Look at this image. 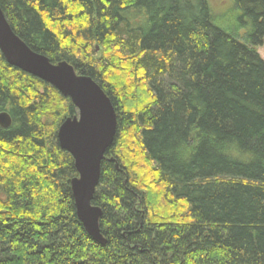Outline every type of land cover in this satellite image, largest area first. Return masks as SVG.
I'll list each match as a JSON object with an SVG mask.
<instances>
[{
  "label": "trees",
  "instance_id": "16d2710c",
  "mask_svg": "<svg viewBox=\"0 0 264 264\" xmlns=\"http://www.w3.org/2000/svg\"><path fill=\"white\" fill-rule=\"evenodd\" d=\"M223 2L219 15L211 0H0L31 51L92 79L116 115L92 201L101 246L76 217L77 174L57 144L63 97L0 54L12 121L0 127V264H264V0ZM111 40L134 60L91 61ZM128 73L137 98L110 85ZM131 149L151 198L120 163Z\"/></svg>",
  "mask_w": 264,
  "mask_h": 264
},
{
  "label": "water",
  "instance_id": "95a60500",
  "mask_svg": "<svg viewBox=\"0 0 264 264\" xmlns=\"http://www.w3.org/2000/svg\"><path fill=\"white\" fill-rule=\"evenodd\" d=\"M0 54L8 66L51 86L76 110L75 116L62 121L56 140L59 148L72 158L77 174L69 182L76 217L87 235L104 246L99 230L102 211L92 201L101 162L116 133V115L110 100L92 79L77 75L67 63L51 64L31 51L12 32L1 9ZM11 124L9 114L0 113V127L8 129Z\"/></svg>",
  "mask_w": 264,
  "mask_h": 264
},
{
  "label": "rangeland",
  "instance_id": "374dc122",
  "mask_svg": "<svg viewBox=\"0 0 264 264\" xmlns=\"http://www.w3.org/2000/svg\"><path fill=\"white\" fill-rule=\"evenodd\" d=\"M223 1H225V0H211L212 9L214 10L215 13H217L219 15H221L222 12H223L222 6L226 5V2L224 3ZM226 15H229V14H226ZM120 49L121 48L118 46V44L116 42H114L113 40L108 41L106 44H104L102 46H97L96 44H94L91 47L92 52H90L91 53L90 60L94 61V62H98V61L103 62L108 57H113V58L116 57L117 59H120V60H128V62L134 60L133 58H130V57L128 58L126 54H123V52L120 51ZM256 52L259 55V57L263 60L264 59V38H263L262 45L260 47L256 48ZM128 75L126 74V81L121 79L120 77H118L119 75L118 76L116 75L117 76L115 78L116 83L114 81V82H111L110 85H112L113 87L116 86L120 90L122 95H126L125 92H128V88L130 87V90H132V93L134 92V94H133L134 97L137 98V96L139 97L140 94H139L138 89L134 88V84L133 83H138L139 80L136 79V82H134L130 78L131 73H128ZM139 83H140V81H139ZM118 84L122 85V87L120 85H118ZM55 97H56L57 100H54L55 103L53 105H51V112L53 111L54 106H56L60 111L64 112L63 116H61L60 118H62V119L70 118V116H65V114H66L65 111H67L68 106L70 105V102L68 104V101H66L65 98H60V97H58L56 95H55ZM132 100L135 101V99H132ZM46 112L50 114V110H46ZM51 121H52V118H49V123ZM119 153H120V156H121L120 159H119L121 165L124 166L128 170L129 173H134L135 175H139V180H138L139 183H140V181L142 183H145V181H147L149 178H151L149 174H142V171H143L142 168H144V166L139 164V161H140L139 158L133 156V154L137 153L134 149H131V155H127V154L123 155V153H121V152H119ZM119 153H116V154L114 153L113 156L114 155L117 156V155H119ZM143 185H145V184H143ZM140 186H141L140 190L142 191V195L145 196V194H146V196H148V194H149V198H151V192L148 193V190L144 186H142V184ZM154 193L155 192L153 191L152 192V196L154 195ZM152 198H154L153 200L155 202L154 203L155 204L154 208L159 211V212H156V214L159 215L158 217H160V218L161 217H169V214L172 213L171 208L170 209H168L169 207L166 208V204L161 199V197H158V196L155 195V197H152Z\"/></svg>",
  "mask_w": 264,
  "mask_h": 264
}]
</instances>
